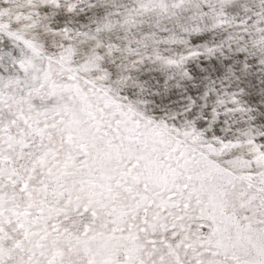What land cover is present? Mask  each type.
Listing matches in <instances>:
<instances>
[{
	"label": "snow or ice",
	"instance_id": "6c2138e0",
	"mask_svg": "<svg viewBox=\"0 0 264 264\" xmlns=\"http://www.w3.org/2000/svg\"><path fill=\"white\" fill-rule=\"evenodd\" d=\"M0 264H264V0H0Z\"/></svg>",
	"mask_w": 264,
	"mask_h": 264
}]
</instances>
